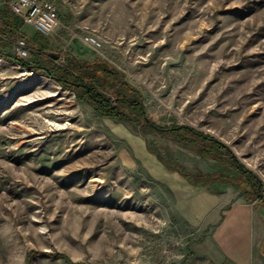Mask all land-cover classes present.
<instances>
[{
  "label": "rangeland",
  "instance_id": "374dc122",
  "mask_svg": "<svg viewBox=\"0 0 264 264\" xmlns=\"http://www.w3.org/2000/svg\"><path fill=\"white\" fill-rule=\"evenodd\" d=\"M55 3L60 25L43 63L61 54L65 64L66 53L107 60L139 90L148 118L169 129L130 111L102 115L0 52V264H189L198 232L185 194L148 160L178 180L162 160L211 171L216 160L170 131L191 126L233 150L264 200V0ZM21 30L33 49L22 60L33 63L36 30ZM86 33L102 47L84 44ZM2 49L16 57L11 43Z\"/></svg>",
  "mask_w": 264,
  "mask_h": 264
},
{
  "label": "trees",
  "instance_id": "16d2710c",
  "mask_svg": "<svg viewBox=\"0 0 264 264\" xmlns=\"http://www.w3.org/2000/svg\"><path fill=\"white\" fill-rule=\"evenodd\" d=\"M21 26L22 21L19 16L7 6H0L1 53L9 55L31 70L41 71L44 75L52 77L65 88L74 90L80 100L87 98L86 100L102 115L123 120L131 117L130 111L146 125L157 129H169L156 126L148 118L141 102L139 90L126 81L122 71L112 66L105 59L97 57L93 60H79L71 53H66L65 64L59 65L48 60L46 65L43 63L39 52L49 51L50 40L38 31L32 36L33 48L38 51L34 52L36 57L33 63L25 62L4 52L2 47L8 42L3 39V36L10 39L24 36L20 30ZM179 130L189 135L187 137L182 136V139L191 145L194 151L201 156L216 160L221 168L211 172L197 168L192 172L184 167L179 170L166 160H162L170 171H178L192 185L204 186L214 182L231 184L240 189L246 196L250 193L263 198L255 174L238 160L233 150L226 143L191 126L180 125L170 128L172 132Z\"/></svg>",
  "mask_w": 264,
  "mask_h": 264
},
{
  "label": "crops",
  "instance_id": "0c3cea01",
  "mask_svg": "<svg viewBox=\"0 0 264 264\" xmlns=\"http://www.w3.org/2000/svg\"><path fill=\"white\" fill-rule=\"evenodd\" d=\"M0 6L7 5L0 0ZM148 163L155 177L185 194L184 214L198 232L189 245V264H264V200L248 197L231 184L212 183L217 190L192 185L182 175L183 180L168 176L159 163ZM220 168L217 163L211 171Z\"/></svg>",
  "mask_w": 264,
  "mask_h": 264
},
{
  "label": "built area",
  "instance_id": "2783aa9c",
  "mask_svg": "<svg viewBox=\"0 0 264 264\" xmlns=\"http://www.w3.org/2000/svg\"><path fill=\"white\" fill-rule=\"evenodd\" d=\"M8 8H10L17 16L21 18L23 25H29L34 30L42 33L45 36L54 35L60 25L58 11L55 0H2ZM3 39L9 44L11 43L12 50L16 57L24 59L30 55L33 50L26 38L18 36L15 39ZM84 44L94 50L102 47L101 41L93 34L86 33L82 36ZM67 45V43H66ZM54 61L59 64H64L62 55L54 57Z\"/></svg>",
  "mask_w": 264,
  "mask_h": 264
}]
</instances>
